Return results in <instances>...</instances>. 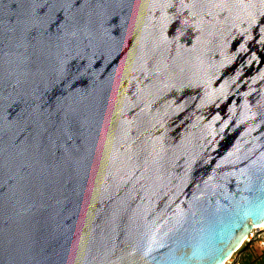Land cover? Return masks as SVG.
<instances>
[{
  "label": "water",
  "instance_id": "obj_1",
  "mask_svg": "<svg viewBox=\"0 0 264 264\" xmlns=\"http://www.w3.org/2000/svg\"><path fill=\"white\" fill-rule=\"evenodd\" d=\"M264 225V0H0V264H224Z\"/></svg>",
  "mask_w": 264,
  "mask_h": 264
},
{
  "label": "built area",
  "instance_id": "obj_2",
  "mask_svg": "<svg viewBox=\"0 0 264 264\" xmlns=\"http://www.w3.org/2000/svg\"><path fill=\"white\" fill-rule=\"evenodd\" d=\"M248 257L257 259L254 264H264V225L254 227L224 264H245Z\"/></svg>",
  "mask_w": 264,
  "mask_h": 264
},
{
  "label": "trees",
  "instance_id": "obj_3",
  "mask_svg": "<svg viewBox=\"0 0 264 264\" xmlns=\"http://www.w3.org/2000/svg\"><path fill=\"white\" fill-rule=\"evenodd\" d=\"M257 259H253L252 257H248V259L245 261V264H254Z\"/></svg>",
  "mask_w": 264,
  "mask_h": 264
}]
</instances>
